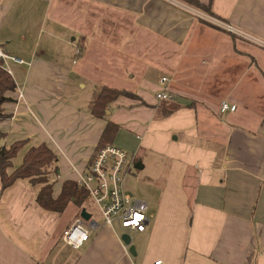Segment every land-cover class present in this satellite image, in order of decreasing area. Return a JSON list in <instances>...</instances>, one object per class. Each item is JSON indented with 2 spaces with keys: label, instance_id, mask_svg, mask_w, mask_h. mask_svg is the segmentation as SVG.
<instances>
[{
  "label": "crops",
  "instance_id": "crops-1",
  "mask_svg": "<svg viewBox=\"0 0 264 264\" xmlns=\"http://www.w3.org/2000/svg\"><path fill=\"white\" fill-rule=\"evenodd\" d=\"M170 1L0 0V44L27 62L11 64L17 91L0 121V146L26 141L10 171L47 144L59 158L56 196L86 170L106 126L88 110L96 85L128 90L139 99L107 114L121 124L113 145L134 155L124 187L148 207L145 231L131 234L135 255L95 205L75 249L63 232L77 205L51 212L29 181L2 190L0 180V264H264V0H200L208 23ZM59 31L79 35L74 51L54 53ZM74 80L91 83L89 97ZM162 90L178 107L160 116ZM222 101L237 109L221 112Z\"/></svg>",
  "mask_w": 264,
  "mask_h": 264
},
{
  "label": "trees",
  "instance_id": "trees-1",
  "mask_svg": "<svg viewBox=\"0 0 264 264\" xmlns=\"http://www.w3.org/2000/svg\"><path fill=\"white\" fill-rule=\"evenodd\" d=\"M179 1L192 8L198 9L203 13L213 16L210 3L205 4L200 0ZM199 19L204 23H208L201 17ZM0 47L3 49L1 44ZM3 51L5 50L3 49ZM5 52L8 53L7 51ZM11 64H13V62H10V67ZM16 91L17 82L13 74L7 69V62L0 58V121L5 120L10 116L5 113L3 105L13 101V98L9 93H14ZM126 96L132 97L135 100L139 99L136 94L128 90L108 85H96L89 102L88 110L95 118L104 119L107 123L100 140L95 147L94 153L108 145H113V141L117 132L121 128V124L109 120L107 112L116 101ZM173 96L174 95L169 99L161 100L165 102V111L161 112L160 116L171 114L177 109L178 105L173 103L175 100V96ZM4 134L5 133L0 131V139L5 136ZM25 144L26 141H16L10 146H0V180L2 190H5L17 180H27L39 189L36 196V203L43 209L61 214L70 203H73L82 211L85 208L84 203L91 199L89 191L78 184V179L64 180L60 185L58 194L55 196V188L58 183L57 177L59 175L57 173V171H59V158L47 144L41 143L32 146L25 153L22 163L10 171L11 168H13V160Z\"/></svg>",
  "mask_w": 264,
  "mask_h": 264
},
{
  "label": "built area",
  "instance_id": "built-area-1",
  "mask_svg": "<svg viewBox=\"0 0 264 264\" xmlns=\"http://www.w3.org/2000/svg\"><path fill=\"white\" fill-rule=\"evenodd\" d=\"M225 28L237 32L230 25ZM0 58L7 62V69L13 74L10 62L23 64L25 60L6 53L0 47ZM168 82L167 77L161 78V84ZM172 95L165 90L157 93L158 99H169ZM237 106L228 101H222L221 112L235 111ZM134 155L115 145H108L96 151L86 170L78 178V184L85 187L90 194V199L97 207L104 224L113 227L117 224L122 233H138L146 229L148 223L147 203L133 197L124 187V175L132 166ZM89 239L88 229L82 217L77 218L63 233V240L69 246L77 249ZM155 264H162L161 260Z\"/></svg>",
  "mask_w": 264,
  "mask_h": 264
},
{
  "label": "rangeland",
  "instance_id": "rangeland-1",
  "mask_svg": "<svg viewBox=\"0 0 264 264\" xmlns=\"http://www.w3.org/2000/svg\"><path fill=\"white\" fill-rule=\"evenodd\" d=\"M176 1H178V2H181V1H179V0H171L170 2H175L176 3ZM181 3H183V2H181ZM184 4V3H183ZM185 5V4H184ZM185 7V10L187 11V13H189V14H191V15H193V18H195V22H200V23H204L202 20H200L199 18L201 17V18H203L204 19V17L205 18H207V20L209 19H212V18H214V17H209V15L208 14H206V13H203L202 11H197L196 9H194V8H192V7H189V6H184ZM196 10V11H195ZM208 15V16H207ZM43 24V23H42ZM216 24V23H215ZM227 31H229L228 29H227ZM229 32H231V31H229ZM231 33H233V32H231ZM59 36H65L66 37V40H65V43H63V42H60L59 41V39H52V45L54 46V48H53V50H54V53H55V51H57L58 52V48L60 47V52H58L59 53V55H60V53L61 52H63V51H69V49H71V51H74V44H75V41H77V40H73V38L74 37H77V38H79V35L77 34V33H73V34H69V32H67V31H59ZM45 38H47V34H44V36H43V39H45ZM64 47V48H63ZM63 48V49H62ZM162 49V48H161ZM160 49V50H161ZM56 52V53H57ZM157 51H155V52H153V53H156ZM58 53H57V55L55 54V56H58ZM11 54V53H10ZM11 55H13V54H11ZM62 55V54H61ZM13 56H15V55H13ZM62 56H64V57H66V55H62ZM155 59L156 60H158L159 59V56H157V55H155ZM69 60H70V63H71V59H70V55H69ZM156 76V78H157V75H155ZM72 87H73V89H74V92H76V94L77 95H80L81 94V97L84 99L85 97H89L88 95L91 93V90H93V88L91 87V83H89L88 82V84H87V86L86 87H83V85L82 84H78V81L77 80H74L73 82H72ZM94 87V86H93ZM150 93L152 94V95H154L155 94V91L154 90H150ZM120 100V99H119ZM84 207L85 208H87L89 211H90V209L91 208H93L94 207V204H93V202H92V200H88L87 202H85L84 203ZM80 214H79V216L77 217V218H80ZM98 219L101 221V218L98 216ZM84 222V221H83ZM66 230V229H65ZM64 233V232H63Z\"/></svg>",
  "mask_w": 264,
  "mask_h": 264
},
{
  "label": "water",
  "instance_id": "water-1",
  "mask_svg": "<svg viewBox=\"0 0 264 264\" xmlns=\"http://www.w3.org/2000/svg\"><path fill=\"white\" fill-rule=\"evenodd\" d=\"M81 217H82L83 221L86 222V221L90 220L91 215L88 213L87 209L84 208L81 211ZM121 239L127 246H129V252H131L132 254L135 255V246L133 244H131L132 235L129 233H122Z\"/></svg>",
  "mask_w": 264,
  "mask_h": 264
}]
</instances>
